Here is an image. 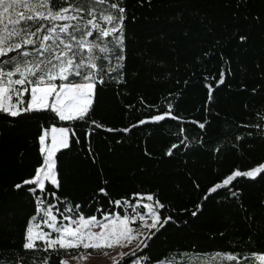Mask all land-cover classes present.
<instances>
[{"label": "trees", "instance_id": "1", "mask_svg": "<svg viewBox=\"0 0 264 264\" xmlns=\"http://www.w3.org/2000/svg\"><path fill=\"white\" fill-rule=\"evenodd\" d=\"M113 2L125 9L123 43L115 53L97 55L105 57V82L98 76L85 119L61 120L51 110L17 117L0 113V256L8 264L18 259L43 264L45 258L61 264L64 257L97 251H45L43 241L24 249L26 227L38 213L37 196L55 205L57 218L75 217L65 211L75 205L100 218L124 215L114 202L134 194H153L165 206L157 209L161 223L171 219L149 229L139 247L114 264L211 252L235 255L233 264H243L244 255L264 254V173L236 177L209 193L234 171L264 162V0L103 4ZM120 55L123 68L110 71ZM50 127L71 133L69 147L54 154L60 187L46 183L44 193L34 194L29 188L35 185L23 181L41 165L39 137ZM101 188L106 195L98 193Z\"/></svg>", "mask_w": 264, "mask_h": 264}, {"label": "snow or ice", "instance_id": "2", "mask_svg": "<svg viewBox=\"0 0 264 264\" xmlns=\"http://www.w3.org/2000/svg\"><path fill=\"white\" fill-rule=\"evenodd\" d=\"M97 3H104V0H79V2L77 0H72V2L69 0H0V58L6 57V59H0V113L17 117L23 113L51 110L57 113L61 120L85 119L91 108V100L87 97L94 95L95 82L98 76L99 83L105 82L101 75L104 71L103 60L105 57H98L94 50H98L99 53H115L117 46L123 43V14L125 9L113 2L110 4V9L115 10V12L101 11L99 18H97L99 11L96 7ZM65 4L67 6H64ZM18 9L20 10L18 11ZM70 11H74L76 14L69 15ZM81 12L91 17L83 24L80 23V20L83 19L80 16ZM100 20L107 22L112 27L101 26ZM41 21H49L51 26L44 28L40 24ZM56 21H75L76 23L57 25ZM94 32L96 33L95 36L93 35ZM117 32H119V36H114ZM60 34H65L66 39L61 38ZM110 35L114 36V40L105 42L104 38ZM87 37H93V40L88 41ZM49 41L52 43H47ZM61 45H63L62 48ZM28 46H32L31 49ZM10 53L14 54L9 55ZM116 59L117 65L110 71L123 68L124 57L120 55ZM98 60L100 61L99 65ZM97 69L99 72L93 71ZM70 76L80 77L83 82L61 84L59 91H57L52 81L57 77L61 80H68ZM222 82L223 80L220 81V83ZM29 92L30 99L26 100L25 93ZM53 94H55V99L49 104L48 97L53 96ZM14 97L15 99H13ZM153 119L159 121L164 119V116H155ZM144 122L143 120L140 121V123ZM93 123L96 122L93 121ZM200 127L203 128L204 124H200ZM52 131L55 132L56 129H52ZM60 132L66 134L68 129H60ZM46 136L47 132L39 137L42 145L41 153H46L43 156L42 165L37 169L34 177L23 181V184L36 185L34 188H29V191L34 194L37 189L41 193L45 192V181L57 188L60 187L54 159L55 151H58L55 148V137H53L52 148H46L43 146ZM60 147H69L66 139L61 142ZM168 154H171V150ZM260 173H264V164L248 171L236 170L222 184L210 188L209 193L229 185L236 177L243 176L254 179ZM23 184H17L15 187L21 188ZM99 191L107 194L104 188ZM51 195L55 196L56 194L53 192ZM146 198L152 201L153 194L147 195ZM64 203L68 205L70 202L64 198ZM114 203L119 205L121 201L117 200ZM43 205L44 199L37 196L38 213H43L40 220L51 228L56 235L53 236L52 233L42 230L37 231L39 224L34 223L37 221V216L34 215L26 227L24 249L36 248V241L44 242L45 251L76 247L111 248L114 244H120L122 241L131 242L135 238L133 229L130 227V224L135 222V215L122 217L117 214L112 219L106 215L104 219L107 223H101L94 215L87 217L83 215L80 212V206L75 205L65 208L67 212H76L75 217L63 216V219L69 223L57 224V215L53 213L55 205L51 201L48 202L47 208ZM144 207L149 209L152 223L148 224L143 215H140L139 219L144 222L143 226L148 229L156 228L158 230V225L162 227L171 219V217H166L161 223V217L156 208L165 206L159 200L155 201V207L153 205H144ZM93 226L98 227L100 231L93 232L91 230ZM148 238L150 239L151 236ZM144 247H147V244H144ZM208 259L210 264H216L217 260L223 264L224 261H236L237 257L232 254H217L215 258L209 257ZM254 259L260 264H264V254H257ZM0 264H8V262L0 256ZM14 264H22V261L18 259ZM43 264H47V258ZM61 264H67V262L61 261ZM133 264H137V262L134 261Z\"/></svg>", "mask_w": 264, "mask_h": 264}, {"label": "rangeland", "instance_id": "3", "mask_svg": "<svg viewBox=\"0 0 264 264\" xmlns=\"http://www.w3.org/2000/svg\"><path fill=\"white\" fill-rule=\"evenodd\" d=\"M96 7L99 10L97 12V18H99L101 11L115 12V10L110 9V5H108V4L106 5L103 3H97ZM19 10L20 9H18V11ZM75 14L76 13L74 11H70V13H69V15H75ZM80 16L85 17L82 20H80L81 24L85 23L87 19L91 18L84 12H81ZM46 23H48V25L45 28L51 26V22L46 21ZM55 23L58 25V24H63V23H76V22L75 21H56ZM99 23L103 27H108V28L112 27V25L107 24V22H105L103 20H100ZM93 35L95 36L96 34H93ZM60 37L66 39L65 34H60ZM86 39L88 41H92L93 37H87ZM104 39H105V42L113 41L114 36L110 35L109 37H106ZM47 43H52V42L49 41ZM60 47L62 48L63 45H61ZM109 47H111V44H109ZM29 49H31V48H29ZM94 51H95V55L99 54L98 50H94ZM86 54L87 53L85 51V55ZM82 82L83 81L81 80L79 82H69V83L79 84ZM52 83L56 86L57 91H59V86L61 84H68V83H55V82H52ZM28 94H29L28 99H30V92ZM13 99H15V97ZM54 99H55V94H53V96H51V97H48L49 104H51L54 101ZM87 99H91V97H87ZM64 102H66V101H64ZM52 129H56V131L53 132ZM60 129H66V128L50 127L47 131L42 132L41 135H43L45 132H47V136L45 138V144L43 145L44 147L52 148L53 137H55V141H56L55 148L56 149L61 148L60 147L61 142L64 141L65 139L67 140L68 144L70 143L71 133L67 132L66 134H62L60 132ZM73 137H74V135H73ZM39 144H40V151H41L42 145H41L40 141H39ZM44 155H46V153L42 154V163H43V156ZM42 163H41V165H42ZM261 164H264V162ZM37 169H36V171H37ZM35 174H36V172H35ZM35 174L33 175V177L35 176ZM46 183H49V182L45 181V184ZM35 187H36V185H35ZM98 193L102 194L99 190H98ZM141 197H143V199H141ZM146 197H147V195H137L133 199L127 200V203H124L125 202L124 201L120 204L121 208L124 211V215H122V217L125 215H127L129 217L134 216V215L136 216L135 222L130 224V227H132L133 234L135 236V238L132 239L131 242L122 241L120 244H114V246L111 248H96V250H97L96 252H93V251L92 252H88V251L82 252L81 251L72 257H64L61 261H66L67 264H114L117 260H119L123 256L121 254H126L129 251H131L132 249H134L135 247H137L149 230L148 228L143 226L144 222L139 219V216L143 215L145 217V220L147 221V223L151 224L152 218L149 215V209L147 207H144V205H153L155 207V200L149 201V200H147ZM43 207L47 208L46 205H43ZM157 209H158V207L156 208V211H157ZM82 214L85 215L86 217L87 216H93V214H91V213H89V214L82 213ZM137 214H139V215H137ZM42 215H43V213H37V215H36L37 221H35L34 223L39 224V228L36 230L37 231L42 230L44 232L52 233V235L55 236L56 233L53 232V230L51 228H49L46 224H43L41 222L40 216H42ZM106 215L109 217V219H112L117 214L116 213L103 214L100 218H96V219L98 221H101V223H107V221L104 219V217ZM56 222H57V224H68L69 223V221L64 220L63 218H57ZM91 230L93 232L100 231V229L98 227H95V226H93ZM93 249H95V248H93ZM217 254L225 255V254H229V253L211 252V253H206V254H202V255H193L190 253H181L179 255H171V256H169V257H167V258H165V259H163L157 263H154V264H210V261L208 258L209 257L215 258V256ZM255 255H257V254L242 256L241 260H243V264H249V262H251V264H260L259 261L254 259ZM85 257H86V259H85ZM135 262H137V264H143L140 260H135ZM130 264H133V262ZM216 264H222V262L217 260ZM223 264H233V261H231V262L224 261Z\"/></svg>", "mask_w": 264, "mask_h": 264}]
</instances>
